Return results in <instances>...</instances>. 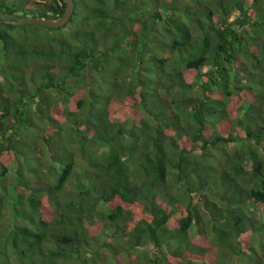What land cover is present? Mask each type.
Returning a JSON list of instances; mask_svg holds the SVG:
<instances>
[{
    "label": "trees",
    "instance_id": "trees-1",
    "mask_svg": "<svg viewBox=\"0 0 264 264\" xmlns=\"http://www.w3.org/2000/svg\"><path fill=\"white\" fill-rule=\"evenodd\" d=\"M16 1L0 0V16L65 8ZM73 1L31 92V146L40 155L68 122L74 146L53 185L17 183L28 218L0 229V264H264V0ZM14 25L0 22L6 48ZM12 90L0 83V210L7 165L24 155ZM78 154L88 182L76 177L59 213Z\"/></svg>",
    "mask_w": 264,
    "mask_h": 264
},
{
    "label": "rangeland",
    "instance_id": "rangeland-1",
    "mask_svg": "<svg viewBox=\"0 0 264 264\" xmlns=\"http://www.w3.org/2000/svg\"><path fill=\"white\" fill-rule=\"evenodd\" d=\"M4 1L9 3L17 2L16 0ZM19 1L22 2V0ZM92 1L93 0H81V2ZM119 1L122 2V0ZM140 2L152 4L150 2H153V0H143ZM22 4H24V6L20 3H16V5H19L20 8L15 12L16 16L23 17L21 15L24 13L26 16H38L39 7L37 6L36 2H22ZM79 10L82 12V8H79ZM115 14L119 16L121 13L119 10H117ZM78 16L80 17V13ZM131 18L132 17L128 16V19H125L129 26H133V24L129 22ZM150 21L151 19L148 20V22ZM63 25L57 26L51 30H46L45 28H39L28 23H26V25L15 24L11 28H7L9 29L10 38L12 40L8 45V48L1 45L3 43L2 41L0 43V77L2 79L3 77L6 79L5 85L3 80H1L0 83L1 85L3 84L4 88H7V85H9L15 90H12L10 93L14 102L12 108L17 107L20 111L18 114V125L15 129V132L18 134V137H21V146L19 149H22V153L24 154L21 158H18L19 160H12L7 165L8 172L6 173V176H11L8 179L12 180L15 178V180L6 182L5 189L1 190V194L4 196V202L0 210V229L7 228V223L11 220H24L28 218L24 210V200H21L22 197L19 196L20 190L16 191L17 183L19 181H26L29 183V185H34L35 187L36 184L39 183L40 185L43 183L44 186H48L49 184L53 185L64 165V162L60 161V159L63 157V152L65 151L64 148H70V146H74V143H72L68 134L71 131L75 132V129L70 125V122H68V126L63 128L64 134L62 133V137L53 138L49 142H44L42 140V153L40 155H38V152H36V150L32 148L33 146H31L36 140L37 124V114L34 110L36 106L33 104L31 92L35 90L36 84L39 82V77L43 73L41 71V64L44 62L45 58H48V54L46 52L49 50L46 51L45 47L48 46L47 49H49L51 44H54L55 46L60 44L57 40V37H50V32L54 35H57L61 30H66V26ZM137 28L138 31H140L142 26L139 25ZM159 34L161 38L166 36V31L161 28V25L157 26L156 35L158 36ZM149 41L151 43V37ZM17 45L24 50L26 56L21 51H19ZM147 50L148 48H146V51ZM157 50L158 53L163 52V50L159 47H157ZM24 59L27 61L22 63V60ZM118 61L119 60H113L112 62L117 63ZM133 62L136 64V66L139 65V62L136 60H133ZM126 68L128 67L123 66L122 70ZM103 94L104 92H99V95ZM21 99L23 102H20ZM15 100L18 101L16 102ZM50 145H52L51 149L53 150V154L52 150L51 152L49 150ZM58 153L61 154V157H59ZM50 155L53 158L50 157ZM83 156L84 157H82L80 154L77 155L76 164L74 167L77 172L73 170L68 175L64 185L60 188V190L57 191V196L60 203V210H58L59 213L60 211L62 213L68 212L69 209L67 208V202L69 197L79 193L76 184V177L79 176L84 182H88L87 173L85 172L86 168L89 167L88 160L90 156L87 154H83ZM19 166L20 168L17 171L16 168ZM0 176L5 175L1 174ZM65 186H67L66 188L68 189L71 187V189L68 190L65 188ZM100 203L101 202L98 203L99 207L101 206ZM248 206L255 209L256 211H260L262 207L261 203L257 201L248 202ZM84 207H86L85 204ZM46 215L49 216V214ZM257 241L258 240L256 239V242Z\"/></svg>",
    "mask_w": 264,
    "mask_h": 264
},
{
    "label": "water",
    "instance_id": "water-1",
    "mask_svg": "<svg viewBox=\"0 0 264 264\" xmlns=\"http://www.w3.org/2000/svg\"><path fill=\"white\" fill-rule=\"evenodd\" d=\"M63 1L65 2V8L62 14H60L59 16L41 17V16L30 15L23 17L14 16L13 18H10L1 15L0 22H9L14 24L38 23L52 27L61 26L67 21L74 8L73 0H63Z\"/></svg>",
    "mask_w": 264,
    "mask_h": 264
},
{
    "label": "flooded vegetation",
    "instance_id": "flooded-vegetation-1",
    "mask_svg": "<svg viewBox=\"0 0 264 264\" xmlns=\"http://www.w3.org/2000/svg\"><path fill=\"white\" fill-rule=\"evenodd\" d=\"M74 2V1H73ZM71 15V14H70Z\"/></svg>",
    "mask_w": 264,
    "mask_h": 264
},
{
    "label": "clouds",
    "instance_id": "clouds-1",
    "mask_svg": "<svg viewBox=\"0 0 264 264\" xmlns=\"http://www.w3.org/2000/svg\"><path fill=\"white\" fill-rule=\"evenodd\" d=\"M70 17V16H69Z\"/></svg>",
    "mask_w": 264,
    "mask_h": 264
}]
</instances>
